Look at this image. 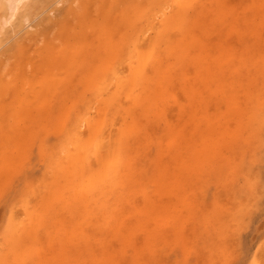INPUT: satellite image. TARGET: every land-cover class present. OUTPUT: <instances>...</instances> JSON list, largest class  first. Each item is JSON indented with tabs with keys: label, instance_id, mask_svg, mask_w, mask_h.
Returning a JSON list of instances; mask_svg holds the SVG:
<instances>
[{
	"label": "bare ground",
	"instance_id": "bare-ground-1",
	"mask_svg": "<svg viewBox=\"0 0 264 264\" xmlns=\"http://www.w3.org/2000/svg\"><path fill=\"white\" fill-rule=\"evenodd\" d=\"M222 2L0 0V37L5 38L10 26L14 30L0 43L4 48L0 50V132L44 129L47 136L49 130L58 134L53 149L59 151L60 159L54 157L61 163L58 174L64 187L57 200L63 195L64 203L59 201L62 207H57L65 213L69 210L68 215L74 213L75 225L72 216L65 215L63 222L71 217L68 224L76 226L75 232L65 224L70 227L66 244L72 242L76 248V264H117L129 256L139 262L147 247L166 242L164 232L187 228L191 219L198 225L216 220L225 227V217L236 221L244 213L235 192H226L230 206L226 208L219 201L220 192L209 205L204 190L205 183L215 179L209 171L217 172L223 164L230 168L229 179L243 171L245 180L253 184L259 170L253 175L248 167L264 160V152L262 157L257 153L259 159L256 148L236 151L232 147L236 130L225 132L229 138L223 131ZM251 62L249 72L254 67ZM234 79L242 92L246 79ZM251 96L243 107L251 106ZM249 106L241 108L242 120L248 118L253 108ZM42 144L40 152L46 145ZM247 151L254 152H250L255 157H250L252 162L256 158L260 162L252 163ZM246 195L249 199L246 193L240 196ZM34 210L27 217L29 239L35 243L34 224L40 211ZM43 210L41 220L47 224L48 213L44 218ZM34 213L36 218L31 219ZM64 227L58 230L66 235ZM141 244L147 246L145 250ZM84 253L88 262L82 260Z\"/></svg>",
	"mask_w": 264,
	"mask_h": 264
},
{
	"label": "rangeland",
	"instance_id": "rangeland-1",
	"mask_svg": "<svg viewBox=\"0 0 264 264\" xmlns=\"http://www.w3.org/2000/svg\"><path fill=\"white\" fill-rule=\"evenodd\" d=\"M61 7L62 6H59V8ZM221 11L223 20L221 21V34L223 35L224 40L225 57L223 80L221 81L222 101L220 104V112L223 117V131L225 134L228 129L236 130V132L234 133L235 138L232 143V147L236 151L240 149L252 150L256 148L259 150L258 151L255 149L258 152L254 150L256 152V156L260 154V156L262 157V153L264 152V0H223ZM8 29V33L6 32L4 35L5 38H3L5 42L8 39L7 37H9L8 35H14V30L10 31L11 29H13V26H10ZM28 29L32 28L29 27ZM1 39L2 37H0V43L4 44L5 42H2L3 39L2 41ZM1 44L0 50L2 51L3 44ZM251 61L254 62V67L253 71L249 72L247 69L250 68L248 67V65L252 63ZM234 77L244 79V81L246 79V87L242 86V92L238 89V87H236V84H233V82H235ZM238 85L241 86L239 83ZM251 94L252 98L250 101L252 102L251 106L253 108L250 110L248 118L242 120L241 108H246L250 105L249 104L248 106L243 107V105L245 104L244 101L246 100L247 96ZM242 103L244 104L242 105ZM251 106H249V108ZM1 121L2 120L0 119V123ZM12 130H6L8 131V133L6 131H3V133L0 132V145L2 143L1 147L4 148L0 149V172H2L0 173V178L3 179L0 180V246L4 248H0V264H76L77 261H75L76 259L74 258H77V253H75L76 248L72 246V242L67 245L70 239L68 240V243L65 240L67 234L70 233L68 232L70 230V227H67V225L74 228L72 224L76 219H74V213H72L71 211L70 214H72L68 215L69 210H67V213H65L64 210L57 207H62V204H59V201H61L60 197H63V195H61L59 197V200H57L59 196H57V194L60 190H62L60 188L64 187L63 180L61 176H59L60 172H58V170L60 169V167H58V163H60L58 159H60V156L58 158L56 152L58 153L59 151L55 152V150H57V147L53 149V147L57 146L58 144L59 136L58 134H56V132H53L52 125V131L50 132L49 130L50 141L48 138L49 136H47L48 133L46 134V132L48 131L45 132L44 129H42V132H44L46 136L42 132V134L39 133V131H32L26 134L15 132V134H13L14 130ZM35 133L41 134V136ZM51 134H54L53 137ZM42 135L44 136V138L42 137ZM225 137L229 138V136H227L226 134ZM36 138H38V142ZM46 138H48V140ZM12 141L14 142L12 143ZM31 141L33 143H36L32 144ZM46 141H48V143ZM51 142L54 143H52V148L50 149ZM40 144H46L45 147L42 146L44 148H42L44 151L40 152ZM33 145L35 147H33ZM23 149L26 153L23 152ZM46 149L47 151H45ZM50 150L52 152H50ZM32 151L33 154L30 153ZM250 152H246L247 158L249 157V160H251V158H255L253 156L254 152H251L253 155H250ZM29 153L30 155H28ZM41 153L42 156L40 155ZM226 153L227 152L224 151L223 156L226 155ZM38 154L39 156H37ZM55 155H57L56 158L58 159L54 157ZM18 156L21 158H19ZM260 156L258 155V158ZM28 157L31 159H29ZM261 157L259 159H262ZM2 159L4 162L2 161ZM248 159H245V161ZM6 160H9V162ZM29 161H31V163ZM51 162L52 164L55 162L53 166L55 165L58 168L55 166L52 167ZM256 162L257 158L256 161L252 163L256 164ZM259 162L260 160H258L257 163ZM260 163L258 165L256 164V169L253 167L255 166L254 164H251L248 167L251 169V172L254 171L253 175L259 170V174L261 175V178H263V180L260 181V175L256 174L255 177L259 175L260 178L259 179L258 177H256V179L258 178V185L257 182L254 183L253 180H251L253 184H249L250 182L248 183V181L245 180L243 171L239 172L235 176L234 180L229 179L227 175L230 172V168L225 164H223L224 167L217 172L210 170L209 173L212 174L216 180L213 179V181H209L207 185L206 183L204 185L207 188L204 190H208L209 197L211 199L209 205H213V201L215 200L214 197H219L220 195L221 196L219 198V201L225 203L222 204V206H226L227 204L229 205V203L227 202L228 200H226L228 198L226 197V192L227 194L231 191L236 193L237 197L240 198L241 202L243 203L241 209L244 206L243 210H241L244 211V213L240 211L242 215L237 216L239 219H236V221L239 220V222L234 221L235 219H232V221L227 216L225 217L226 220H224L226 221L225 227H222L219 221L216 220L210 223L201 221L199 225L198 221L197 223L195 222V226L193 219H191L187 228L183 227L175 229V231L171 234L170 232H164L166 242L160 241L152 249L141 244L143 246V249L144 247L145 249L147 247L149 251L147 252L146 249V252H144L145 249L143 250L142 246L140 245V250H142V253L144 252V254L141 255L143 256V259L142 257H140V260H138L139 262H137V258L135 259L137 263L133 262L135 260L132 261V257L129 256L127 261L125 260L127 259V257H123L124 260L122 258H119L118 260H122L117 261V264H214V262L215 264H264V171H261L260 173L261 167L264 170V160L263 162L261 160ZM15 164L17 167L15 166ZM4 171L5 173H3ZM30 174L31 176H33L31 177ZM54 175L55 177L57 175L58 176L55 178ZM217 180L221 181H218L217 183ZM53 181L55 183H53ZM211 182L214 183L211 184ZM53 184L57 185L54 186ZM255 184L258 187H256ZM216 187L222 190H217ZM19 191L20 193H18ZM218 192H220L219 196L216 195V193ZM245 193L249 195V199L246 195L248 201L244 200L246 199L244 198ZM59 194H61V192ZM240 195H244V197L241 198L242 196ZM61 203H64L63 198ZM23 206L24 208H26L24 209ZM229 207L226 206V208ZM31 208L33 210L37 209V211L39 209L40 211H36L37 213L35 212L38 215L37 218L35 213L33 217L30 216L31 219H39L38 221L35 219V222L38 223L41 220V210H43L44 208L47 210L46 211L44 209L46 212L43 210V214H45L44 218H46V215L48 213L47 218L50 219L49 220L46 218L47 222L49 221V224L47 223L48 225L45 224V219L41 220L37 225L38 228L36 227L37 223L34 224V222H30L32 226L34 224V233L36 232V229H38V234L37 232L35 233L37 234V242L35 243L29 239V237H31L30 234L32 233L31 231H29L31 226L29 224L30 220L27 216L35 211H33ZM25 210H27L28 212ZM65 215L72 216V218H74L72 220L71 217H69V219L67 217V222H63L65 221L64 218H66ZM58 216L60 218H58ZM70 219L72 224H70V222L68 224V220L70 221ZM21 225L23 227H21ZM64 225L66 226V229ZM55 226L57 229H55ZM61 227H64L61 230L65 229V231L68 232L66 233L65 231H63L66 235H63L62 232L58 230ZM222 228H224V231L222 230ZM17 229L20 231H18ZM74 229V231L76 232V226ZM26 230L29 232L26 233ZM74 234L76 235V233ZM74 234L71 236H74ZM71 236H69V238H71ZM14 239L15 241H13ZM73 240L76 241V238H73L72 241ZM62 242H64L65 244L67 243V246L62 247ZM69 247L73 249L71 250L69 249ZM8 249L9 251H7ZM72 251L75 255H72L70 253ZM153 254H156V256H154L157 260L154 258ZM83 255L84 256L82 260L85 262V259L88 255L86 253H84ZM129 260L131 261V263L129 262ZM88 261L89 258L86 259V262Z\"/></svg>",
	"mask_w": 264,
	"mask_h": 264
}]
</instances>
